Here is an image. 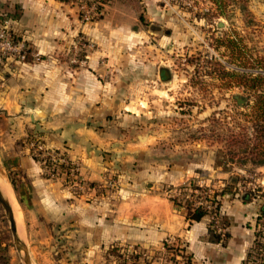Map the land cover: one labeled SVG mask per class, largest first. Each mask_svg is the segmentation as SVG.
<instances>
[{
  "label": "rangeland",
  "instance_id": "obj_1",
  "mask_svg": "<svg viewBox=\"0 0 264 264\" xmlns=\"http://www.w3.org/2000/svg\"><path fill=\"white\" fill-rule=\"evenodd\" d=\"M157 3L164 13L161 22L146 23L152 61L146 72L131 64L126 74L130 78L118 80L124 94L118 98L126 100L127 110L99 113L94 126L103 136L99 144L82 147L86 156L74 158L64 145L47 143L39 128L29 129L24 138L22 146L44 178L61 185L69 200L94 204L47 222L42 215L34 216L35 208L21 207L13 193L17 234L32 264H178L176 259L188 255L176 237L161 245L139 238L185 215L170 196L205 201L232 181L236 188L229 195H248L264 206V119L259 104L264 95V0ZM4 20L0 31L23 40ZM4 52L0 46L3 65L9 57L19 62L30 58L21 61ZM85 53L72 41L59 55L66 59ZM161 69L168 75L165 79ZM243 131L249 144L230 149L228 140ZM5 170L0 157V173L12 190ZM190 180L207 189H191ZM205 217L220 232V209L210 207ZM259 218L257 229L264 213ZM127 234L131 238L124 239ZM261 244L258 240L254 251ZM24 256L0 204V264H25Z\"/></svg>",
  "mask_w": 264,
  "mask_h": 264
},
{
  "label": "crops",
  "instance_id": "obj_2",
  "mask_svg": "<svg viewBox=\"0 0 264 264\" xmlns=\"http://www.w3.org/2000/svg\"><path fill=\"white\" fill-rule=\"evenodd\" d=\"M157 1L109 0L100 17L81 23L70 0H0V20L37 56L26 62L9 57L0 64V157L20 206L35 208L34 216L51 222L77 209L94 208L69 200L61 185L44 178L22 143L29 129L39 128L47 143L64 145L74 158L86 156L82 147L99 144L103 136L94 128L99 113L127 110L126 100L118 98L124 97L118 80L130 78L126 74L131 64L146 72L152 61L146 23L161 22L164 13ZM77 34L89 45L85 61L72 67L59 53ZM139 79L147 81V76ZM219 209L225 223L219 240L210 239L206 217L189 222L184 214L139 238L161 245L176 237L190 264H245L258 240L264 206L226 193Z\"/></svg>",
  "mask_w": 264,
  "mask_h": 264
},
{
  "label": "built area",
  "instance_id": "obj_3",
  "mask_svg": "<svg viewBox=\"0 0 264 264\" xmlns=\"http://www.w3.org/2000/svg\"><path fill=\"white\" fill-rule=\"evenodd\" d=\"M75 4L77 14L80 22L86 23L93 21L100 17L104 11V8L109 0H70ZM89 45L88 40L78 36L76 41H73L74 48L85 51V48ZM0 46L5 50L7 54H14L16 57L24 61L28 56L37 57L32 51H30L29 47L23 40L15 41L9 32L4 30L0 31ZM4 52V53H5ZM77 52V51H75ZM86 55L83 54L73 55L68 58L71 63L74 65H80L85 61ZM2 61V57L0 56V62ZM65 160V159H64ZM258 240L261 241V246H259L256 251L254 249L251 251L249 256L245 260V264H264V223L262 227L258 226L257 229ZM257 240V241H258ZM258 254L259 257H256L255 254ZM177 258L179 256H176ZM178 264H190L189 258L186 257L185 260L176 259Z\"/></svg>",
  "mask_w": 264,
  "mask_h": 264
},
{
  "label": "trees",
  "instance_id": "obj_4",
  "mask_svg": "<svg viewBox=\"0 0 264 264\" xmlns=\"http://www.w3.org/2000/svg\"><path fill=\"white\" fill-rule=\"evenodd\" d=\"M246 73H243V75H245ZM261 78L264 81V75H261ZM250 80H255V79H250ZM260 110L262 113V117L264 119V95H262L260 101ZM262 132H264V125L261 127ZM250 138L248 137V134L246 131H243L237 135H234L233 137L231 136V138L228 140V147L231 148H235L238 146H244L246 147L249 144ZM24 142V141H23ZM252 156L253 157V152L251 151ZM254 158V157H253ZM234 177H236V179L238 178L237 176H233L231 179H233ZM188 185L191 187V189H207V188H202V186L196 185L194 180H190ZM187 186H181V189H185ZM236 188L234 182H230L228 183L219 193H214L213 195H208L205 197V201H199L196 202L195 200H188V199H182L179 198L178 196H170L169 199L170 201L173 203V205L184 211L185 213V217L189 222L192 221H199L200 219H202L203 217H205L206 215H208L209 213V208L214 206V208L217 210L220 207V203H221V198L224 194L226 193H233L232 192V188ZM245 199L248 198V195H245L244 197ZM206 202V203H205ZM262 213H264V209L262 211ZM223 225H225L224 221L222 223ZM208 232L210 235V239L211 240H219L221 238V233L217 232L216 230H214L211 227V224L208 227Z\"/></svg>",
  "mask_w": 264,
  "mask_h": 264
},
{
  "label": "water",
  "instance_id": "obj_5",
  "mask_svg": "<svg viewBox=\"0 0 264 264\" xmlns=\"http://www.w3.org/2000/svg\"><path fill=\"white\" fill-rule=\"evenodd\" d=\"M160 75L164 79L168 76L164 71H162L160 73ZM0 204L4 208V210L6 212V215L8 217V221H9V225H10V230L12 232V235H13L14 242L16 244V247L19 250L25 251V256H24V262H25V264H32L31 261H30V259H29V257H28V252L26 250V247H25L24 243L18 237L16 222H15V219H14L12 207H11L9 201L7 200V198L2 194V191L1 190H0Z\"/></svg>",
  "mask_w": 264,
  "mask_h": 264
},
{
  "label": "bare ground",
  "instance_id": "obj_6",
  "mask_svg": "<svg viewBox=\"0 0 264 264\" xmlns=\"http://www.w3.org/2000/svg\"><path fill=\"white\" fill-rule=\"evenodd\" d=\"M0 190L2 191V194L7 198L9 203L12 201L14 203L13 192H12L10 186L8 184H5L4 175L2 173H0ZM13 215L15 218H17V216H18V207L17 206H14V208H13ZM17 229H18V223H17Z\"/></svg>",
  "mask_w": 264,
  "mask_h": 264
}]
</instances>
